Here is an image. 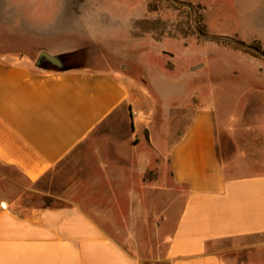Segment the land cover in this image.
<instances>
[{
  "label": "crops",
  "instance_id": "crops-1",
  "mask_svg": "<svg viewBox=\"0 0 264 264\" xmlns=\"http://www.w3.org/2000/svg\"><path fill=\"white\" fill-rule=\"evenodd\" d=\"M17 1L0 0V33L16 32L39 45L28 52L0 44V166L17 171L29 185L7 186L0 179V264H144L140 243L153 204L144 202L142 188L157 186L145 180L159 167L158 159L167 186L185 190L164 255L169 264H241L227 253L228 244L260 245L264 251V120L258 122L264 74L195 78L172 96L153 90L149 108H162L172 124L168 137L175 138L163 145L151 134L152 146L136 156L132 173L138 180L126 187L125 200L93 203L71 186L56 204L31 205L30 186L42 182L116 113L133 108L132 124L138 127L143 121L137 120L136 78L125 74L137 62L119 60L126 78L113 67H38L42 53L62 58L78 47L56 43L64 31L57 13L47 27L45 10L33 12ZM70 2L76 18H88L86 25L71 26L72 31L108 43L107 48L117 40L137 41L133 22L147 14L130 17L124 36L117 37L121 28L112 20L101 23L105 12L95 0ZM206 66L198 61L191 70L206 71ZM152 69L144 67L148 77ZM226 80L245 82L239 86L252 92V102L223 108L219 90ZM180 116L184 122L178 125Z\"/></svg>",
  "mask_w": 264,
  "mask_h": 264
},
{
  "label": "rangeland",
  "instance_id": "rangeland-1",
  "mask_svg": "<svg viewBox=\"0 0 264 264\" xmlns=\"http://www.w3.org/2000/svg\"><path fill=\"white\" fill-rule=\"evenodd\" d=\"M70 1L19 0L16 3L37 13L45 10L47 27L54 24L50 21L57 13V19H61L64 31L57 37L56 43H61L63 47H78L76 51L70 50L72 53L62 57L64 69L113 67L120 71L117 72L119 77L126 78L121 72L125 73V70L121 68L119 60L137 62L138 66L130 68L125 74L136 78L134 90L139 106L136 110L141 112L137 120L143 121V124L138 127L132 124L130 113L133 108L116 113L42 182L30 186L33 189L31 205L56 204L61 201L60 198H64L71 186H78L82 195L93 203L113 201L116 197L125 200L126 187L132 181L138 180L135 173H132L136 156L142 149L152 146L146 131H149L150 138L153 133L161 139L163 145L175 138L168 137L172 124L169 126L162 108H149L153 102V90L163 96H172L182 91L195 78L215 81L224 74H264V58L252 56L227 44L202 40L195 34L198 28L205 27L210 36L243 41L264 49V0H196L204 4L181 0L203 8L193 17L185 7L173 5L170 0H95L97 8L105 12L101 13V23L105 24L107 21L110 24L112 20L113 24L121 28L119 33H115L117 37L124 36L123 29L130 17L140 18L147 12L144 18L133 22L132 35L137 41L117 40L111 48H107L108 43L94 42L86 33L72 31L71 26L76 28L86 25L88 18H76L70 8ZM152 4L157 7L155 12H150ZM150 21L153 22L149 23ZM0 44L34 52L39 42L24 38L16 32H1ZM171 55L174 58L170 59ZM198 61L206 63V71L202 69L193 73L191 67ZM214 61L215 64L211 65L210 62ZM141 66L153 68L150 77ZM42 69L56 67L48 65ZM244 83L241 82L242 85ZM241 84L226 80L223 89L219 90L223 108H241L252 102V92L248 93L246 88L239 86ZM255 98H258V94H255ZM263 120L264 101L258 113L260 125ZM183 122L184 119L180 116L177 124L181 125ZM106 163L110 165V169ZM158 164L157 169L147 173L145 180L156 182L157 186L153 185L151 191L142 188L144 202L153 204V208L148 210L151 218L144 222L143 241L140 243L144 264H169L164 257L165 251L184 206L185 190L168 187L162 175L163 163L159 159ZM0 179L7 186L27 185L17 171L2 166ZM113 189L117 192L114 193ZM259 246L247 243L228 244L227 253L241 264L249 260L264 262V251Z\"/></svg>",
  "mask_w": 264,
  "mask_h": 264
},
{
  "label": "trees",
  "instance_id": "trees-1",
  "mask_svg": "<svg viewBox=\"0 0 264 264\" xmlns=\"http://www.w3.org/2000/svg\"><path fill=\"white\" fill-rule=\"evenodd\" d=\"M170 1L173 5H176L179 7H185L189 11L191 17L198 14V11H201L203 9L200 6L195 7L194 5L183 2L181 0H170ZM156 10H157V7L154 4H152V6H150V12H155ZM151 22L153 21H150L149 23ZM195 34L202 40H212L217 43L227 44V45L234 47L235 49L241 50L245 53H249L252 56L264 58V49L261 46L248 45L243 41H232L228 38H219V37L210 36L205 27L198 28L195 31ZM170 36L174 38L176 37L171 34Z\"/></svg>",
  "mask_w": 264,
  "mask_h": 264
},
{
  "label": "water",
  "instance_id": "water-1",
  "mask_svg": "<svg viewBox=\"0 0 264 264\" xmlns=\"http://www.w3.org/2000/svg\"><path fill=\"white\" fill-rule=\"evenodd\" d=\"M61 59L62 58H60V57H54V56L44 52V53H42V56L39 60L40 64L38 65V67L45 68L47 66V65H45L46 63H51L59 69H64L62 66V60ZM146 136L148 139H150L148 130L146 131Z\"/></svg>",
  "mask_w": 264,
  "mask_h": 264
}]
</instances>
